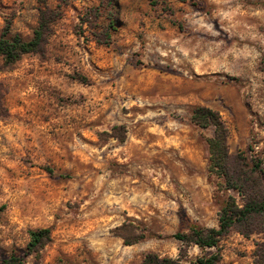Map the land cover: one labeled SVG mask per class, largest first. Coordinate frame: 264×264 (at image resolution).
I'll return each mask as SVG.
<instances>
[{
  "label": "rangeland",
  "instance_id": "1",
  "mask_svg": "<svg viewBox=\"0 0 264 264\" xmlns=\"http://www.w3.org/2000/svg\"><path fill=\"white\" fill-rule=\"evenodd\" d=\"M43 13L40 52L0 55V264H193L203 249L176 234L243 196L192 111L219 112L232 160L264 168V0H0V35L31 39ZM261 240L232 229L222 263L252 264Z\"/></svg>",
  "mask_w": 264,
  "mask_h": 264
},
{
  "label": "trees",
  "instance_id": "2",
  "mask_svg": "<svg viewBox=\"0 0 264 264\" xmlns=\"http://www.w3.org/2000/svg\"><path fill=\"white\" fill-rule=\"evenodd\" d=\"M153 3L155 0H151ZM43 13L40 23L31 39H24L20 34L8 36V27L0 35V55L7 64L14 63L23 55L40 52L50 32V22ZM264 72V67H263ZM192 120L202 128L214 127V134L208 139L210 151V170L223 178L226 189L236 190L243 196V203L237 202L230 195L220 210L218 227H193L191 234L177 233L176 237L183 241L193 242L203 249L193 264H223L220 253V239L232 229L246 237L261 234L262 240L256 245L252 264H264V168L260 161L252 164L246 158L237 155L232 160L228 149V127L219 112L205 106H198L192 111ZM28 249L31 252L43 248L51 240V230L41 228L30 232ZM215 248V251H206ZM6 264H23L16 257ZM142 264H180L171 257H161L156 253H148Z\"/></svg>",
  "mask_w": 264,
  "mask_h": 264
}]
</instances>
